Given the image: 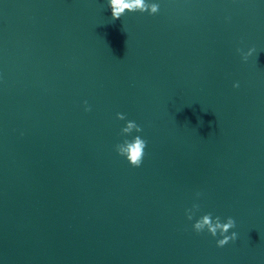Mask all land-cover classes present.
Returning <instances> with one entry per match:
<instances>
[{
    "label": "clouds",
    "instance_id": "9594fccd",
    "mask_svg": "<svg viewBox=\"0 0 264 264\" xmlns=\"http://www.w3.org/2000/svg\"><path fill=\"white\" fill-rule=\"evenodd\" d=\"M107 4L111 10V18L113 21L119 20L126 12H147L148 15H156L160 11L158 3H148L146 0H107ZM255 51V48H249L247 52L237 48V52L240 53L241 59L245 62H247L248 58ZM239 86L238 82L233 84L234 88H239ZM85 105V111H90L91 108L87 106V101H85ZM116 118L118 120H126V116L123 113H117ZM133 131L140 133L143 129L135 121L128 120L126 125L121 129V135L129 136ZM146 146L147 141L142 139L140 135H136L131 140L124 139L122 143L116 144L115 151L118 155L124 157L132 167L138 168L143 162ZM196 195L199 196L200 193ZM199 210L200 205L194 203L190 209L185 210L186 218L189 221L193 220L195 213ZM235 227L236 221L232 217H227L225 222H222L220 216L213 217L211 212L200 216L192 225L193 231L197 234L206 231L213 238L219 235L221 238L216 240V246L220 248H223L229 242H235L237 240L238 234L235 231H232L229 235L230 230Z\"/></svg>",
    "mask_w": 264,
    "mask_h": 264
}]
</instances>
